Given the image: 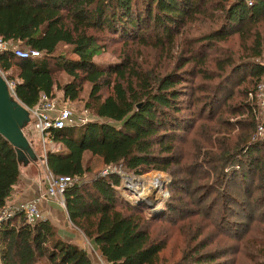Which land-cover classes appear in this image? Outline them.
Segmentation results:
<instances>
[{
    "label": "trees",
    "instance_id": "1",
    "mask_svg": "<svg viewBox=\"0 0 264 264\" xmlns=\"http://www.w3.org/2000/svg\"><path fill=\"white\" fill-rule=\"evenodd\" d=\"M196 22L201 31L185 35ZM0 38L39 53L0 51V70L16 71L6 78L14 77L24 105L42 93L61 91L69 102L86 94L91 118L52 129L46 163L54 175L78 178L65 191L66 214L107 264L234 263L239 248L224 245L232 236L223 223H240L239 191L260 193L264 203V141L254 136L264 106L249 96L264 73V0H0ZM108 38L122 46L118 61L106 64L95 58ZM231 39L236 52L221 45ZM95 157L136 175L168 172L182 194L170 196L164 212H144L118 174L86 180ZM20 174L0 135V207ZM43 260L94 264L47 218L28 222L17 213L1 224L0 264Z\"/></svg>",
    "mask_w": 264,
    "mask_h": 264
},
{
    "label": "rangeland",
    "instance_id": "2",
    "mask_svg": "<svg viewBox=\"0 0 264 264\" xmlns=\"http://www.w3.org/2000/svg\"><path fill=\"white\" fill-rule=\"evenodd\" d=\"M198 25H199L198 22L189 25V27L191 28L190 30L188 27H186L184 29L186 31L185 35L188 33L189 35L199 33L201 31L202 26L200 25L198 27ZM237 44L238 43L236 39H231L228 42H223L221 45L223 46L224 50H227L229 52H236ZM15 45L18 46V44H15ZM121 46H122L121 42L116 41V40H111L108 38V40L106 41L105 50L95 59L99 62H102V63L104 62L106 64L116 62L118 61V55L120 54ZM68 50L69 48L64 47V46H59L57 49L58 52L60 51L67 52ZM234 59L236 60V57ZM12 70L5 72L4 77L5 78L6 76L15 77L16 71H12ZM59 74L60 75L57 76V79L59 80L60 83H63L65 80H67V77L65 75H63L62 73H59ZM14 77H13V80H10L11 82H14ZM256 88H257V85H256ZM85 95L86 94L84 93L83 94L84 97L82 100L69 102L63 99L61 91H57V92L55 91L54 99L56 100L59 106L68 107L70 108V110L73 111L75 115L82 116L83 114L88 113L87 111L83 109ZM239 100L240 99H236V101L233 100V103L236 104V102H238ZM262 100L264 101V92H263V98L261 97L259 101L262 103L263 102ZM259 101H256V102L259 105H261ZM88 116L89 118H91L92 115L88 114ZM259 119H261V117ZM25 134L27 135L29 139L36 140V144H37L35 145V147L37 146L36 152L39 156H43L41 142L40 140H38L36 134L33 132V127H32L31 122H29L28 125L25 127ZM254 136H256V132L254 133ZM257 138L264 141V135L257 136ZM47 149H52V150L55 149L52 142L50 141V138L47 144ZM90 165H91L92 170L90 174L88 175V177H86L87 181L97 176L109 174L106 172V170L111 168L110 170L118 174L120 177V180L122 179V187H123L124 177L119 174V171H122L125 175H127L126 177L129 178L128 180L129 183L132 184L134 182L137 184V185L133 184L134 186L133 187V186H130V184L126 182L127 186L131 190L130 191L131 194L133 195L132 201L136 204H139L143 208L144 212H148L154 215L164 212L165 204L170 199V196H173L174 194H178V193L182 194L180 191V189H182L180 185L178 184L176 185V187H173L172 177L168 172H165V171L151 170L142 175H136L130 172H125L121 168V166L104 167L102 164V160L98 157L93 158V160L90 161ZM23 168H29V171H26L25 173L28 175L30 174L32 176L37 177V173H40L42 182L45 187L44 176H45L46 168L40 159H38L36 162L28 163ZM157 179H159V181ZM234 188L236 189V187ZM236 191H238V189H236ZM123 194L126 198L128 197L127 194L125 193ZM237 197L239 198L240 207L236 206V209L238 210L237 214H239L240 216V218L238 219L240 223H238L237 221L235 223L231 221H224L223 225L228 224V225H224L226 227L227 233H229V236H232L231 237L232 239L224 238V245L225 244H236V246H238L237 248H239L238 251H236L235 255H232V258L234 260L233 264H263L264 259L259 257L258 255H261V256L264 255V248H262V245L260 247L256 246L257 244L264 242V225L259 224V222L257 221L261 219L262 217H264V203L259 201V199L261 198V194L255 191L253 192V190H251V194H249L248 196H245L244 194H241V192L239 191V194L237 195ZM28 200H31V199H28ZM28 200H25V201H28ZM6 203L12 204L11 202H6ZM36 204L39 205V201ZM190 207L194 208L193 206H190ZM213 210H214L213 212L214 216L216 217V219H219L218 218V212H219L218 207L214 208ZM40 212H41V217L44 218L41 210ZM168 216L172 218V220L174 219L179 220L180 218V215L178 213H170ZM249 216L250 218L248 219ZM252 216L254 217L253 222H251ZM164 219H168V218L165 217ZM163 224L164 223H162V225ZM229 224H234V226L230 227ZM257 231L260 233H258ZM234 236H236V239H234ZM249 238L257 239L258 243L256 245L250 244V241L248 240ZM38 264H45V262L43 260L42 262Z\"/></svg>",
    "mask_w": 264,
    "mask_h": 264
},
{
    "label": "built area",
    "instance_id": "3",
    "mask_svg": "<svg viewBox=\"0 0 264 264\" xmlns=\"http://www.w3.org/2000/svg\"><path fill=\"white\" fill-rule=\"evenodd\" d=\"M8 50L12 51L13 54L19 58L34 57L39 54L36 50H26L19 46H16L15 44L5 42L2 40V38H0V51L3 52ZM262 65L264 67V63ZM0 73L2 74V76H4L1 70ZM7 82L11 93L15 96L13 91V83L9 82L8 80ZM263 92L264 73L257 84L255 93L249 94V96L252 97L254 95L255 99L259 101L261 97L263 98ZM259 103L262 107L264 106V101L262 103L259 101ZM21 104L28 110L30 122L32 123L33 127V132L41 142L43 151L41 162L43 163V165H45L46 168L44 176L45 188L34 199L23 201L18 204L4 203L0 207V226L4 221L13 217L17 213H24L28 222H33L37 219L42 218L39 207L36 204L40 200L52 201L65 210V191L73 186L78 181V178L69 175H54L47 167L46 152L48 150L47 144L49 141V134L52 129L63 128L76 124H84L89 120V113H85L82 116L75 115L73 111L70 110V108L59 106L54 98H50L47 94L44 93L40 94L37 104L32 107L26 106L22 102ZM262 135H264V126L262 124V121H258L256 125V136ZM110 169L111 168L107 169L106 172L112 173L113 171H111ZM119 174L124 177L123 187L131 191L127 186L129 180V178L126 177L127 175H125L122 171H119Z\"/></svg>",
    "mask_w": 264,
    "mask_h": 264
},
{
    "label": "crops",
    "instance_id": "4",
    "mask_svg": "<svg viewBox=\"0 0 264 264\" xmlns=\"http://www.w3.org/2000/svg\"><path fill=\"white\" fill-rule=\"evenodd\" d=\"M34 141L36 144L35 139ZM36 148L37 146L35 147V151ZM37 156L40 159L41 156L38 154ZM29 168H23L21 170L20 180L14 186V190L7 202L16 204L28 199L36 198L38 194L44 190L45 187L40 173H37V177L25 174L26 171H29ZM38 206L43 213V217L50 220L59 229L64 230L70 236L72 243L86 250L94 264L106 263L104 258H102L99 249L92 244L91 240L84 236L80 230L70 223L66 211L63 208L52 201L46 200H40Z\"/></svg>",
    "mask_w": 264,
    "mask_h": 264
},
{
    "label": "water",
    "instance_id": "5",
    "mask_svg": "<svg viewBox=\"0 0 264 264\" xmlns=\"http://www.w3.org/2000/svg\"><path fill=\"white\" fill-rule=\"evenodd\" d=\"M29 122L28 110L11 93L6 78L0 73V135L15 149L22 169L39 159L34 139H29L25 134V127Z\"/></svg>",
    "mask_w": 264,
    "mask_h": 264
},
{
    "label": "bare ground",
    "instance_id": "6",
    "mask_svg": "<svg viewBox=\"0 0 264 264\" xmlns=\"http://www.w3.org/2000/svg\"><path fill=\"white\" fill-rule=\"evenodd\" d=\"M137 179H138V178H137ZM128 183H129V182H128ZM129 184H130V186H133V184H135V183H132V184H131V183H129ZM136 185H137V184H136ZM133 187H134V186H133ZM143 193H144V192H143Z\"/></svg>",
    "mask_w": 264,
    "mask_h": 264
}]
</instances>
